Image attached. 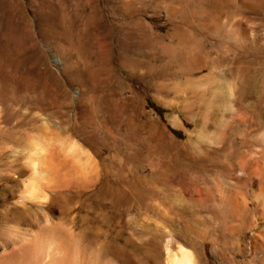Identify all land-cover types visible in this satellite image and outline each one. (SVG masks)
I'll return each instance as SVG.
<instances>
[{
	"label": "rangeland",
	"instance_id": "374dc122",
	"mask_svg": "<svg viewBox=\"0 0 264 264\" xmlns=\"http://www.w3.org/2000/svg\"><path fill=\"white\" fill-rule=\"evenodd\" d=\"M252 78L264 98V0H0V242L8 222L35 229L45 213L14 206L30 151L69 161L76 146V160L113 158V175L177 201L174 224L150 215L159 247L113 225V248L165 264L175 230L195 264H264V115L240 95ZM193 91L214 107L190 109ZM42 191L80 214L76 194Z\"/></svg>",
	"mask_w": 264,
	"mask_h": 264
},
{
	"label": "bare ground",
	"instance_id": "6f19581e",
	"mask_svg": "<svg viewBox=\"0 0 264 264\" xmlns=\"http://www.w3.org/2000/svg\"><path fill=\"white\" fill-rule=\"evenodd\" d=\"M216 70L219 76V69H207L208 74L204 81L213 80ZM254 79L244 80L240 95L243 98L251 96L257 99L258 103L251 109L257 116L256 122L259 123L264 115L261 109L264 98H258ZM201 81L204 82L202 79ZM204 94L191 92L190 96L194 102L189 108L209 111V108L214 107V103L208 101ZM210 95L217 101V92H211ZM207 114L204 116L203 128L210 122L213 123V116L210 118L211 115ZM79 152L76 146H71L67 153L73 160L67 161L64 158L48 157L43 149L30 151L29 168L24 172L28 181L22 195L15 197L17 202L14 206L26 210L35 205L45 213H42L35 229L26 228V217L8 222V228L0 242L3 248L0 264H140L121 248H113V225L117 227L118 234L128 231L131 240L135 238L144 246L161 245L166 233L159 222L151 220L150 215L154 214L159 219L167 218L174 224L180 214L177 201L166 195L154 181L151 182L152 180L113 175V158L87 159L81 162L75 158ZM117 168L120 170L122 167ZM73 171H79V174H75L76 178L72 174ZM68 175L72 176V180L63 181ZM145 185L147 188L143 187ZM43 189L50 190L52 194L58 190L63 194H76L81 204L77 208L80 214L65 217L61 209L53 208L51 199L44 194ZM162 206H167L168 212L162 210ZM80 215L82 221L91 222L90 224L103 229L100 228L102 230L94 231L95 233H92L91 229L90 232L88 224L77 222ZM167 238L165 264H195L189 251L181 246L175 250L178 243L177 231L172 230Z\"/></svg>",
	"mask_w": 264,
	"mask_h": 264
}]
</instances>
